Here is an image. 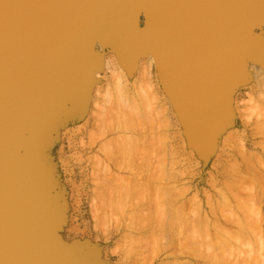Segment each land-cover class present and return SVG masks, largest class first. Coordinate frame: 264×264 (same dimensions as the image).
<instances>
[{"label": "water", "instance_id": "obj_1", "mask_svg": "<svg viewBox=\"0 0 264 264\" xmlns=\"http://www.w3.org/2000/svg\"><path fill=\"white\" fill-rule=\"evenodd\" d=\"M261 4V0H0V137L9 144L11 137L25 132L31 136L29 145L41 140L49 127L57 126L64 107L69 106L71 113L90 93L91 75L103 57L93 51L95 41L106 45L112 37L127 63L124 43L142 33L145 40L136 49L154 52L164 83L188 119L192 144L207 152L213 112L208 123L201 117L208 102L214 99L213 110L226 117L228 93L243 80L238 76L243 60H259L260 54L264 62L263 38L251 33V27L263 21ZM133 12L137 16L131 22ZM158 21L164 22L163 29L154 27ZM169 26L173 32L166 34ZM195 66L199 78L189 83L185 73ZM3 169L1 164L2 173ZM14 193L35 209L53 200L43 179L28 180L17 171L6 179L0 175V264H103L89 247H64L50 237L53 216L44 215L42 224L36 217L30 222L26 210L13 214L11 206L18 204Z\"/></svg>", "mask_w": 264, "mask_h": 264}, {"label": "bare ground", "instance_id": "obj_2", "mask_svg": "<svg viewBox=\"0 0 264 264\" xmlns=\"http://www.w3.org/2000/svg\"><path fill=\"white\" fill-rule=\"evenodd\" d=\"M261 1H262V4H261L262 8H261L260 14L262 15V19H263L264 6H263V0ZM142 14L143 13L141 12L140 17L143 19ZM136 16L137 14L133 12V14L130 17V21L133 22L136 19ZM141 18H139V22L141 21L142 22L141 24H143V21ZM262 22H259L258 25L255 27H251V33L255 34L253 29L260 26ZM164 26H165L164 22H161V21H158L154 25V27L162 28V29ZM173 29H174L173 26H169L166 34H171L173 32ZM261 37L263 38V36ZM144 40H145V35L142 33L134 34L126 40V43H124V45L126 44L125 45L126 49L125 48L124 49L126 50L125 52L128 55L127 60L129 61L127 63H125L123 53L120 50H118L119 48L117 49L115 47V41L112 37L106 41V45L102 44V42L99 39H97L95 43L93 44V51L95 53H97V50H100V49L105 50L104 46H109L110 48H113V50L115 51L114 53L111 52L110 54L115 56V59L118 62L116 63L115 59L112 60L111 59L112 57L108 55L105 57V59H104V56L102 57V62L100 63L99 66L95 68V70L93 71L91 75V92L86 97L85 102L82 106L83 108L85 104L87 106V103L89 102L93 94V90H95L94 87H96L99 81L101 80V82L98 84V87L96 88V91H95L96 98L95 100H92V102L94 101V106H93L94 108L91 111V115H88L89 117L83 118L85 120H88L87 128L85 129L87 132V135H89V138L91 139L93 138L94 144L99 142V146L95 154L93 155L92 158L88 159V160H91V164H92L91 166H89L91 167L90 178L91 180H93L91 182H94V187L92 189V195L94 197V202H92L93 203L92 206H93L94 212L97 213L94 216L95 218L97 217L99 219L100 217L102 219H105L104 221H106V218L109 217L108 214L111 211L115 210L117 206L119 207V205H122L123 201L127 203V202H130L131 199L135 198V200H137V203L135 204L133 203L134 205L133 207H132L133 201H131V204L128 203L127 205L125 203L122 206L123 207H125V205L127 207L129 206V208L131 209V212H132V209H134L135 211L133 213L135 212L137 213V215L134 214L135 218L136 219L138 218V220L140 221V222H137L138 224L136 223L137 226L139 225V227L138 228L135 227L134 229L132 225L135 223L133 222L134 221L136 222L138 220H134L133 217L129 215L131 216L129 219L131 218L133 219V221L130 222L132 224L131 225L130 223L128 224L129 228L133 227L130 230L132 232V233L130 232V234L132 235V236L130 235L131 237L130 239H133L134 238L133 236H136L135 239L137 240L136 241L135 239L134 241L132 240L133 243L135 242L133 245L136 247H137L136 245L137 243L141 245L140 247H137L136 249V247L134 248L132 246V242H131V246L134 248V250H138V248L139 249L141 248L140 250L141 253L139 254L142 255L143 254L142 252H144V250H146L147 247H151V246L153 247L152 245L153 241H157L156 243H158L160 241L159 236L161 235L159 234V231L166 232L165 234H167L168 230L165 231V228L168 227L166 229H169L170 227L171 229V225H172L171 223H173L172 226H174L175 223L173 221L175 220L176 222L180 221L179 225L180 227L184 229L183 231L181 230L179 232L178 229L180 227L178 226V224H176L175 226H177L176 228L178 230V233H176V235H180V233L187 231V233L184 232L185 235H183V237L184 236L186 237V234H187V237H186L187 239L185 237L183 238L182 236L181 237L184 240H182V238L177 239L176 242L179 246L177 250L176 248H174L176 246L175 245L176 243L172 241L175 246H173V244L171 243L170 244L168 243V240L169 242L171 240L170 239L171 236L169 239L167 238L168 236L165 237L168 239L166 242L169 244V247L170 245H172L173 247L171 246L170 248L168 247L165 248V246H168L167 243L166 245L165 244L163 245L164 246L163 248L168 250L169 256L167 255L168 260L163 262L162 264H242L240 263L239 260H241V258L243 259L244 256L241 258L239 256V260L236 258V260L235 259L232 260L231 261L232 263H231L229 262L231 258L226 256L228 260H224L225 258L224 256V258L220 259L218 255L219 252L218 254H216V252H217V249L221 248L219 247V243H220V246H222L221 245L223 244L222 241L229 238L230 236H232L231 238H233L235 242L236 240L238 242L241 236L245 237L246 235V238L248 235L250 236L253 228L251 232L249 231L250 233H248V231L246 230L248 227H249L248 229H251L250 226L246 225V223H248L246 217L250 216V213H245L246 210L248 212L249 208H251L250 211H252L253 214L255 210H257L258 214L255 212V214L253 215V219L251 218L252 222H249L248 225H251V223L253 222L257 224V222L255 221L259 220L258 225H255L254 223L252 225L262 227V222H263L262 217H264V212L262 211L264 209V183H263L264 182V160L263 158L261 159L259 158L258 160L257 158L254 157L255 160L250 159L252 160L250 161L249 159L246 160L244 158L245 162H242L244 160L241 161L244 165L243 166L241 165L242 167L239 165L241 167V170L239 169L240 167L237 165L236 167L238 168V170L236 169V171L235 169L234 171L231 170L233 168L232 166L234 165V161H231L233 163H230V164H233V165L231 166L232 168L230 169V171H233L232 175L235 172V174L233 175L234 176L233 179L235 178L234 180L236 181L233 183H230L231 180L233 179L231 180L228 179L229 182H224L223 184L215 186V189H214L215 194L218 196L216 199L219 198V202L218 200L214 199L215 202L216 201L218 202L217 206H214L216 204L215 202H214L215 203L214 205L211 203L212 201L211 200L212 198L210 197L211 195L209 196L207 195L210 201L207 200V203L205 205L201 201L199 202L198 200L199 197L195 193L193 196L186 198L185 194L190 191L191 186L182 187V185L180 184L182 182H180L178 184L181 185V187L180 189H178L177 188L178 184L176 186L177 181H175V179L178 178V176H180L179 177L180 179L181 177L183 178V176L189 174V170L181 171L179 169L180 167L179 168L177 167L178 163L176 164V162H180L179 160H181L182 158H180L179 160H174L176 159V155L178 156L179 150H178V146L176 143L177 135H176V132L173 131V129L176 128L174 127L176 122L177 123L181 122L184 125L183 127H185L184 129L186 130L187 129L189 130L190 125L188 124V119L183 114V111L181 110L173 92L171 90L169 91L167 88V85L164 83L165 81L161 74V70L159 68V64L157 62V58L154 52L146 48L136 49L141 46L140 43H143ZM262 41L264 43L263 39ZM132 58H134V60ZM259 58L260 59L257 60L255 58L246 57L245 60H243L242 62L241 70L238 76L240 75H241L240 77L244 76L245 70L248 67V63L251 64L252 62H256L258 64H261V66H264V62L263 60H261L260 54H259ZM201 60L204 63L208 64L207 58H201ZM104 62H105V65H104ZM103 65L105 66L106 69L108 68L111 70V74H110L111 76L108 79L106 78L105 82H104V79L102 78L100 79L99 77V74H100V71L102 70L101 68ZM134 65L135 67H133ZM133 68L135 69L131 70ZM154 70H156V72ZM198 74H199V69L197 68V66H195L189 72L185 73V78L189 83H193L194 81H196L197 78H199ZM263 75L261 76V79ZM262 81L264 82V80ZM162 86H163V89H162ZM213 100L208 102V105H207L208 107L203 111V114H202L203 116L201 118H205V119L202 121V123L204 124L208 123L207 116H209L212 111L213 119H211L212 120L211 127L213 128V133L215 132L216 135L220 134L221 136V134H223L222 131L224 130L226 123L224 122L225 120H223V118L220 117L217 113H215V110H213V105H211V104H215V101ZM68 109H69V106L68 108L64 107V109L61 111V114H59V118L65 115V113L69 111ZM177 110L180 113L179 116H178ZM173 118L176 119V122L173 120ZM180 119H182L186 123H183ZM247 120H248V117H247ZM83 121L81 122V124H84ZM185 124H188V125H185ZM186 126L188 127L186 128ZM53 128L49 127V132ZM263 129H264V126H262V130ZM33 130L34 128L31 129L29 132L32 133ZM177 131L178 132L180 131L179 133L182 134L183 128ZM45 135H44L45 137H42L41 140H38V139H37L38 141L35 140V142L36 141L37 142L36 143L34 142L35 144L32 143V145H29V143H31L29 138L31 136L28 137V135L25 132L21 133L15 138L11 137V142L9 144H7L5 141L2 140L3 137H0V165L2 164L6 168V169H3L5 173L4 172L2 173L0 171L1 172L0 175L1 177H3V179H6L9 175H11V173H14L15 171H17V172H23L25 177H27L28 180L29 179H33V180L43 179L46 181L47 190L53 199L52 202H49V206L47 207L37 206L38 208L35 209V207L32 206V204L29 201L25 200L19 194L14 193L15 198H17L18 204L17 206H14V208L11 206V211L16 216H19L21 212L26 210V214L30 222H32V220L35 219L36 217L39 223L41 222L42 224H43L42 217L44 215L47 216L48 214L49 216H53L56 219L55 223L52 224V226L47 230V232L49 233L50 237L53 236L55 239H57L62 244V246L65 247L69 245L63 243L58 238L59 236L57 237L53 231L56 223L58 222L57 221L58 217L55 212L56 208L54 206L55 198H53L54 196L51 192V188L55 186L54 183L56 179L53 176L50 177L46 175L47 173L45 172L46 169H48L49 165L51 164L49 163V161L51 162V160H53L54 153L53 152L47 153V151L50 150V149H47L45 156H44L45 158L42 161L43 162L42 165L40 162L34 160L35 159L34 156L36 155L34 154L35 147H38V146L40 147L43 144L42 141L44 139L46 140V137L48 136V134H45ZM183 141H184L185 146H189L190 143L192 144V139L189 136L188 138L187 137L185 138V136H183ZM1 143L4 145L2 146ZM83 144L85 143L83 142ZM240 147L241 146H239V148ZM44 148L46 147L44 146ZM194 150L189 149V151L191 152H193ZM241 150H242V147H241ZM243 152L245 153V151ZM240 155H243V153ZM193 156L194 155L192 154V157ZM261 156L262 155H260V157ZM170 157H172L171 158L172 160L170 159L171 161L169 160ZM248 158H250V156ZM255 161L260 163V164L258 163V167L253 164V162ZM236 163L239 164L238 162ZM179 165H181V163H179ZM185 168L183 167L184 170ZM222 169H224V167ZM258 174H260L261 176H259ZM232 175L230 173V178ZM225 179H227V177ZM28 193L31 195H34V193H30L29 191ZM183 198H184V201H182V204H181V199ZM179 201H180V204H179ZM249 201L250 202L252 201L251 202L252 204H250L249 208L247 209L248 207L247 205H249L248 204ZM237 203L238 204L244 203L242 207L246 209L244 210L245 212L242 211L243 208H241L240 210H241V213L242 212L245 213L244 217L246 216L245 217L246 218L245 226L247 227L246 229L243 228V226L241 225L242 222L244 223V220L242 219L243 217H240L242 219V220L240 219L241 221H236L238 220V217L237 215L233 216L232 213H230L231 216H233L232 219L230 215L228 216L230 218H228L227 216L224 217L225 216L224 214H226L225 213L226 211H224V208L227 209V206L233 207L232 209L234 210H237V209L239 210L240 207L237 206L238 207L237 208L235 206ZM255 203L256 204L259 203V205H261L262 208L257 204V205H254L255 208L253 209V207L251 206ZM123 207H119L120 210L121 208L124 209V210H121L120 213L122 211H125L127 208V207L125 208ZM119 208L117 209V211H119ZM130 209H129V212H130ZM228 210L230 209L228 208ZM234 212L236 213L237 211H234ZM100 213H102V216L98 217ZM112 213L114 215L117 212L115 210V212L113 211ZM239 213L237 212L236 214L240 215ZM122 214L124 216L123 212L121 213V215ZM246 214H249V215L247 216ZM110 215L112 214L110 213ZM172 216L173 218H177V220L179 219V221H177L176 219H172L171 218ZM257 216H259L258 219H257ZM234 217H236L237 219L234 220L235 219ZM171 219L173 221H171ZM195 219L200 222L201 226H199V228L200 227L201 228L200 229L197 228V230L202 229L201 232H203L202 233L203 235L201 234V232H198V235H197L198 237L196 236L194 238V234L197 233L195 226L197 227V225L199 224ZM193 220H195V222H197L198 224L194 223ZM192 222L193 224H196V225L194 226L192 224L190 229L191 228L193 230L195 229L196 233L192 230L191 231L185 230V228L187 227L184 228V226H186L185 223H187V226H189ZM153 228H154V231L156 229L157 230L156 232H158V233L153 232L155 236L158 234L159 236L153 237L154 234L152 235V233H150L152 236V240H151V238L149 237L150 234L148 235V233L150 232L149 230L150 229L152 230ZM161 228L163 229L161 230ZM173 228L175 227H172V229ZM172 229L170 232H172ZM240 229L242 231L245 229L244 232L245 231L246 232L241 233L242 231ZM261 229L262 228H259L258 229L259 231L257 230V228L254 229L253 231L254 233L252 232L254 235L251 234L252 237L253 238L259 237L263 233V230ZM177 230L176 231L173 230L174 232L172 233L174 235L172 233L171 234L169 233L170 235H172V239L174 240L175 238L173 237L176 236L175 232H177ZM191 233H192V236H189V234ZM199 233L202 237L199 235ZM138 235H139V241L137 237ZM199 236L201 238H199ZM213 236L217 237V239L219 238L220 240L219 243L216 240V238H214L213 240ZM233 236H235L236 240ZM262 236L259 237L260 239L257 238L258 242L261 240ZM148 237H149V240H151L152 242L148 240ZM161 237L164 238V234L163 236L161 235ZM156 238L158 240H154ZM256 238H255V241H257ZM248 239L251 240V237H248ZM212 240L214 243L211 242ZM215 240L218 243L217 244L218 246L215 244ZM240 240L242 241V238ZM148 241L151 243V246L148 245L150 244ZM234 241L232 242V244H235ZM255 241L251 243H254ZM229 242L231 243V241ZM229 242H228V247L230 246ZM239 243L235 245L236 249H237V246L240 247L241 243L245 244V241L239 242ZM251 243H249L250 246L253 245V244L251 245ZM259 244L263 247V248L261 247L262 250L261 249L259 250L261 251V253H264V246H263L264 242L261 241ZM155 245L157 244H155L154 242V246ZM231 246L233 247L234 245H231ZM226 247L227 245L224 246L223 244L222 250L224 251ZM128 248H131V247H128ZM131 249H129L130 252H131ZM236 249H233V250H236ZM256 249L258 250V248ZM153 250H154V253L158 252V251H155V249ZM239 250L240 251L243 250L244 252L243 248L242 249L239 248ZM249 250H253V248L251 247ZM257 250L254 249L253 251L254 253H252V255L254 256L255 251H256L255 260H257V258L258 260H260L261 257L264 258L263 254H261L259 250L258 251ZM258 252L260 255L258 254ZM239 254H241L242 256V252L241 253L239 252ZM183 255L184 256L189 255V258H190L189 261L186 260L185 262H182L181 260L178 259L179 257H182ZM216 255H218L217 257L221 260V262L219 259H217L216 261L214 260L215 258L214 256ZM252 255H249V257L253 258ZM249 257H247V259H249ZM245 258H246V255H245ZM191 259H194V261L192 262ZM247 259L243 260L245 261L244 263L248 262ZM249 260H251V262L249 263L253 264L254 259L252 260L250 258ZM255 262L257 263V261ZM263 262H264V259L263 261H261V263L263 264Z\"/></svg>", "mask_w": 264, "mask_h": 264}, {"label": "rangeland", "instance_id": "obj_3", "mask_svg": "<svg viewBox=\"0 0 264 264\" xmlns=\"http://www.w3.org/2000/svg\"><path fill=\"white\" fill-rule=\"evenodd\" d=\"M263 6H264V0H263ZM253 31L255 34H258V33L261 34V36H263V40H264V15H263V22L261 23V25L254 28ZM104 48H105V50L100 49V50H97V52L101 53L104 56V59L107 55L112 57L111 58L112 60L115 59V56L110 54L111 52L114 53L115 50H113V48H110L109 46H104ZM115 62L118 63L116 59H115ZM104 65H105V62H104ZM104 65L101 68L102 70L100 71L99 77H100V79L101 78L104 79V82H105L106 78L108 79L111 76L110 75L111 70L108 68L106 69ZM133 67H135V65ZM134 69L135 68H133L131 70H134ZM260 69H262V70H260ZM154 71L156 72V70H154ZM133 73H134V71H133ZM263 74H264V66H261V64H258L256 62H252L251 64L248 63V67L245 70L244 76L242 78L243 80L232 90V92H229L228 98H227L228 100L226 99L228 112H227V116L224 117L225 119L223 118V120H225L224 122L226 123L225 128L222 131L223 134H221V136H223V137H221L220 134L216 135V133L214 132L212 134L211 138L209 139L210 140L209 141V148H208L207 152L201 151L198 148V146H195L191 143L189 144V146H185L184 141H183V136H185V138L186 137L188 138V136H189L191 139H192V137L188 132L189 130L184 129L185 128V127H183L184 125L181 122L177 123L176 119L173 118V120L176 122L175 126H174L176 128H174L173 131H175L176 135H177L176 143H177L178 150H179V154H178V156L176 155V159H174V160H179L180 158H182L181 160H179L180 162H176V164L178 163L177 167L178 168L180 167L179 169L181 171H188L189 170V174L183 176V178L181 177V179L179 178L180 176H178V178L180 180L178 178H176L175 181H177L176 186L180 182H182V183H180L182 185V187L191 186L190 191L185 194L186 198L193 196L195 193L199 197V198L197 197L199 202L201 201L205 205L207 203V200L210 201L208 196L211 195L210 196L212 198L211 203L213 205L216 203L214 206H217V203L219 202V198L216 199L218 196L215 194V190H214L215 186L223 184L224 182H229V180L233 179V177H234L233 175L235 174V172L233 173V175H232V172L234 171V169H235V171H236V169L238 170V168L236 167L237 165L238 166L244 165L242 163V162H245L244 158L246 160L247 159L255 160V158H257L259 160V158L260 159L263 158V160H264V152H263L264 151V143H263V141H264V131L263 130L264 129L262 130V126H264L263 125V123H264L263 122L264 121L263 120L264 119V113H263L264 112V82L262 81V80H264ZM262 75H263V77L261 79ZM100 82H101V80L99 81V83ZM98 84H97V86L95 84V86H96V87H94L95 90H93V94H92L89 102L87 103L88 107L85 104L86 107L84 106V108H83L82 107L84 104L83 103L77 109L72 110L71 113H70V111L65 113V115H63L62 117L59 118L57 126H55V128H53L49 132L48 136L46 137V140L44 139L42 141L43 144L40 147L39 146L35 147L34 154H36V155L34 156L35 157L34 160L40 162L41 165L43 164L42 161L45 158L44 156H45L47 149H50L47 151V153H50V152L54 153L53 160H51V162L49 161V163H51L49 165V168L46 169V171L44 170L47 173L46 175H48L50 177L53 176L56 179L55 183H54L55 186H53L51 188V192L54 196L53 198H55V203H54V206L56 208L55 212H56V215L58 217L57 218L58 222L55 225L56 229L54 228V230H53L54 234L57 237L59 236L58 238L65 244L75 246V247L80 244L79 246H81V247H84V248L89 247L90 249H92L94 256L103 264H162L163 262L168 260V256H169L168 250H166L165 248H167V247L170 248L172 246V245H170V247H169L170 243L173 244V246L176 245L174 248H176V249L179 248V246L176 242L177 239L182 238L183 235H185V233H187V231L186 232L184 231L185 233L183 232V233H180V235H176V233H178V230H179V232L181 230L182 231L184 230L179 225L180 224L179 219L177 220V218H173V216L171 217L172 219H176L177 221H179V222H176L175 220L173 221L171 219V221H173L175 223V225L178 224V226L180 227V228L178 227L179 229L177 230V228H176L177 226H175V225L172 226L173 223H171L172 224L171 229H172V227L176 228V229L173 228L172 232L177 230V232H175L176 236L173 237V238H175V240L172 239V235H170L172 233V232H170L171 231L170 227H169V229H166L168 227L165 228V231L166 230L169 231V232L167 231V234H165L166 232H163V231L160 232L159 231V234H161L162 236L164 234V238L168 236L167 238L169 239L171 236L170 242L167 238L164 239L163 237H161V235L159 236V234H158L156 236H159L160 241L158 243H156L157 241H153V244H152L153 247H152L151 243H150V242H152L151 241L152 236L150 233H152V235H153L154 233H158V232H156L157 231L156 229L154 231V228L152 230L150 229L149 230L150 232L148 233V235L150 234L149 237L151 238V240H149V237H148V240L150 241V242L149 241L148 242L150 244H148V243L147 244L149 246H151L153 249H155V251H158V252L154 253V250L151 247H147V249L144 250V252H142L143 254L141 255V254H139V253H141V251H140L141 248L140 249L138 248V250H134V248L136 246L133 245L135 242L133 243L132 240L134 241L136 236H133L134 238L132 237L133 239H130L131 238L130 237V235H131L130 230L133 227H134V229H135V227L138 228L139 225L137 226V224H138L137 222H140V221L138 220V218L137 219L135 218L134 214L137 215L136 212L133 213L135 210L132 209V212H131V209L129 208V206L127 207L126 205H125V207H127L126 210L122 211L124 213V216H123V214L121 215L122 212L120 213V211L124 210V209L121 208V210H120L119 207H123L122 205H124L126 203L125 201H123L122 205H119V207L117 206L119 208V211H117L118 208L116 207L115 210L117 213H115L113 215L112 212L113 211L115 212V210H113L110 212L113 216L110 215V213L108 214L109 217L106 218V221H104L105 219H102L99 217V216H102V213H100V215H98L99 219L96 217L98 221L96 220V218L94 216L97 214L94 212L93 206H92V204H93L92 202H94V197L92 195V189L94 187V182H91L93 180H91V178H90L91 167H89V166H91L92 164H91V160H88V159L92 158L93 155L95 154L96 150L98 149L99 142H97L98 144L96 143L97 144L96 145L93 143V138L92 139L89 138V135H87V132L85 130L87 128V121L88 120H85L83 118L89 117L88 115H91V111L94 108L93 107L94 101L92 102V100H95V98H96L95 97V91H96V88L98 87ZM162 89H163V86H162ZM99 100H101V99H99ZM247 112H248V114H247ZM177 113L179 116L180 113L178 110H177ZM247 117H248V120H247ZM81 119H83L85 121H83ZM182 119H180V120L183 123H186ZM82 121L84 124H81ZM185 125H187V124H185ZM187 127L188 126H186V128ZM179 128L180 129L183 128L184 132L182 131V134L179 133L180 131L179 132L177 131V130H180ZM225 129L226 130L228 129L227 132ZM261 135H263V136H261ZM222 138H223V140H222ZM52 140H53V142H52ZM89 140L91 141V143ZM83 142L85 144H83ZM49 143H51V144H49ZM94 145H96V146H94ZM44 146L46 148H44ZM239 146L242 147V150H241V147L239 148ZM189 149H191V150L195 149V150L193 152H191V151H189ZM238 149H240V150H238ZM243 151H245V153ZM242 153H243V155H240ZM246 153H247V155H246ZM192 154L194 155L193 157H192ZM260 155H262L263 157L262 156L260 157ZM36 156H37V158H36ZM249 156H250V158H248ZM171 158L172 157H170L169 160ZM242 160H244V161H242ZM252 160H250V161H252ZM258 160H256V161H258ZM231 161H234V165L230 164V163H233ZM235 161L238 162L239 164H237ZM256 161L253 162V164L258 167L259 162H256ZM179 163H181V165H179ZM255 163H257V164H255ZM181 166H183L184 168L186 167L187 169L185 168V170H184L183 167H181ZM223 167H224V169H222ZM241 167L239 168L240 170H241ZM51 169H52V171H51ZM230 169L233 171H230ZM229 172L232 175L231 178H230ZM258 175L261 176L260 174H258ZM222 176H224V177H222ZM176 177H177V175H176ZM226 177H227V179H225ZM182 179H184V180H182ZM178 180H179V182H178ZM233 180H231L230 183H233L236 181V180H234V181ZM185 181L189 185L186 184ZM181 185L178 184L177 188L180 189ZM214 199L218 200V202L217 201L215 202ZM131 201H133L132 202V207H133L134 206L133 203L134 204L137 203V200H135V198H133V199H131ZM131 201L127 202L126 204L127 205H128V203L131 204ZM182 201H184V198L181 199V204H182ZM249 202H248L249 205H247L248 206L247 209L249 208L250 204H252L251 203L252 201L250 203ZM179 204H180V201H179ZM237 204L235 206L240 207L239 210L238 209L234 210V209H232L233 207H231V206H227V209L224 208V211H226L225 213L227 214V215L224 214L225 215L224 217H226V216L228 217L230 215V217L232 219L234 215H237L238 220H236L237 219L236 217H234L235 218L234 220L241 221L243 219L244 223L242 222L243 224L241 223V225L243 226V228L246 229L247 227L245 226V223H246L245 219L247 218L248 223L252 222L253 215L255 214V212L257 213V210H255L254 214H253V212L250 211L251 208H249V210L247 212V210L242 207V205H244V203H241L238 205ZM257 204L259 205V203H257ZM257 204L255 203L251 207H253V209H254L255 208L254 205H257ZM91 206H92V208H91ZM259 206L261 207V205H259ZM125 207H123V208H125ZM236 207H235V209H236ZM128 208L130 209V212H129ZM228 208L230 210H228ZM241 208H243L242 209L243 212H245L244 210H246L245 213H250L251 217L248 216L249 214H246L248 217L245 216L246 217L245 218L244 217L245 213H243V212L241 213V210H240ZM224 211H223V213H224ZM234 211H237L238 213L240 211V213H239L240 215L236 214L237 212L235 213ZM262 211L264 212V209ZM230 213H232L233 216H231ZM129 215H131L134 220H138L136 222L135 221L133 222V223H135V224L137 223V224L136 225L133 224L132 225L133 227H131V228L128 227V224L130 222H132L133 219L132 218L129 219L131 217ZM259 216H260V214H259ZM259 216H257V219L259 218ZM230 217H228V218H230ZM240 217H243V218L241 219ZM262 218H263L262 227L261 226L260 227L255 226V225H258L259 220L258 221L254 220L255 222H257V224L253 222L255 224L253 226L252 225L253 223H251V225H248V223H246V225L250 226V228H251V229H248L249 228L248 227L246 230L248 231V233H250L252 228H253L252 232L256 228H257V230L259 228H262L261 230H263V233L262 234L260 233L261 235L259 237H261L263 235L262 238L264 239V217H262ZM249 219H250V221H249ZM118 220H119V222H118ZM195 220H193L194 223H196V224L199 223L197 225V227L195 226L196 224H193V222L189 226H187V223H185L186 226H184V224H183L184 228L189 227L188 229L185 228V230H188V231L192 230L196 233L195 229L196 230H197V228L200 229L201 227L199 228V226H201V224L197 220L196 221L198 223L195 222ZM131 224L132 223H130V225ZM192 224L195 226L194 230L192 228L190 229ZM163 228H161V230ZM243 228H241V229H243ZM244 230L243 231L241 230L242 231L241 233H243ZM257 230H256V232H257ZM201 231H202V229L197 230V233L194 234V238L198 235V232H201ZM252 232H251V234L254 235L253 234L254 232L253 233ZM202 233L203 232H201V234ZM213 233H215V232H213ZM251 234H250V236L248 235L247 238H246V235L243 234V235H245V237L241 236L240 239L242 238V241L239 239L238 242H237L235 236H233V237L235 238L236 242L234 241L233 238H231L232 236L225 239L224 240L225 242L222 241L224 246L227 245V247H226V249H224V251L222 250L223 244H221L222 246H220L219 238L217 239V237L213 236V240H214V238H216V240L219 243V247H221L220 249L216 248L217 249L216 254H218V252H219L218 255H219L220 259L224 258V256H225L224 260H228V258H226V256L231 258L229 260V262H231L234 259L236 260V258L239 260V256H240V258L243 256L245 258V255H246L245 259L241 258V260H239V261L242 264H250L249 262H251V260H249V259L251 258L252 260L253 259L255 260V257H256L255 256L256 251H255L254 256L252 255V253H254L253 252L254 249L255 250H257L256 248H258V250L261 249L262 246L259 243L261 241L264 242V240L262 238L258 242L257 238H259V237H257V238L255 237L257 240V241H255V238H253ZM258 234H259V232H258ZM199 235H200V233H199ZM257 235H255V236H257ZM156 236L154 234L153 237H156ZM177 236H179V237H177ZM189 236H192V233L189 234ZM189 236H188V238H189ZM200 236H199V238L202 237V236L201 237ZM137 237H138V241H139V235ZM186 237H187V234H186ZM248 237H251V240L252 239L253 240L251 241L250 239H248ZM157 238L154 240H158ZM183 238H182V240H184ZM232 239H233L235 244H232V242H233ZM243 239L245 241V244L241 243L240 247L237 246V249H236L235 245H237L239 242H244ZM136 240L137 239H135V241ZM167 240H168L169 244L166 242ZM213 240L211 242H213ZM216 240H215V244L217 245L218 243L216 242ZM228 240L231 241V243ZM172 241L176 244L174 245V243ZM253 241H255V242L251 243ZM131 242H132V246L134 248L131 246ZM154 242L157 245L154 246ZM228 242L230 244L229 247H228ZM166 243L168 244V246H165V248H163L164 247L163 245L164 244L166 245ZM249 243H251V245L252 244L253 245L250 246ZM136 245H137V247L141 246L138 243ZM211 245H212V243H211ZM231 245H234L235 248H234V246L232 247ZM243 245H244V247H243ZM245 246L247 247V249ZM263 246H264V244H263ZM128 247H131L132 249L128 248ZM137 247H136V249H137ZM251 247L253 248V250H249ZM156 248H157V250H156ZM239 248H241V249L243 248L244 252H243V250L240 251ZM129 249H131V252L129 251ZM216 249H215V251H216ZM230 249L232 252L230 251ZM233 249H236V250H233ZM245 249H246V251H245ZM199 250H201V249H199ZM237 250H239V251H237ZM224 252L227 254H225ZM239 252L240 253L242 252V256H241V254H239ZM259 252L261 253L260 250H259ZM259 252H258V254H259ZM222 253H223V255H222ZM243 254H245V255H243ZM261 254H263V256H264V253H261ZM218 255L214 256L215 261L217 259H219L217 257ZM220 255H222V256H220ZM249 255H252L253 258L249 257ZM247 257H249V259H247ZM178 259L181 260L182 262H185L186 260L189 261L190 258H189V255L188 256L183 255L182 257H179ZM246 259L248 262L244 263L245 261H243V260H246ZM263 259L264 258L261 257L260 260L263 261ZM219 260H218V262H219ZM254 260H253V264L255 261H257L258 264H262L261 261L258 260V258H257V260H255V261ZM191 261L193 262L194 259H191ZM220 262H221V260H220ZM257 263L255 262V264H257ZM263 264H264V262H263Z\"/></svg>", "mask_w": 264, "mask_h": 264}]
</instances>
